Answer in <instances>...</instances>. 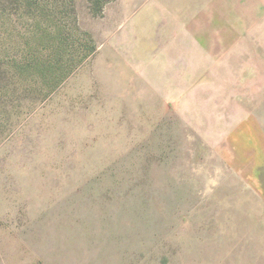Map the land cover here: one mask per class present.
Segmentation results:
<instances>
[{
    "label": "rangeland",
    "instance_id": "rangeland-1",
    "mask_svg": "<svg viewBox=\"0 0 264 264\" xmlns=\"http://www.w3.org/2000/svg\"><path fill=\"white\" fill-rule=\"evenodd\" d=\"M99 1L0 0V264H264L256 112L155 95Z\"/></svg>",
    "mask_w": 264,
    "mask_h": 264
},
{
    "label": "crops",
    "instance_id": "crops-1",
    "mask_svg": "<svg viewBox=\"0 0 264 264\" xmlns=\"http://www.w3.org/2000/svg\"><path fill=\"white\" fill-rule=\"evenodd\" d=\"M112 4L129 16L143 5L147 8L135 23V30L143 29L141 41L129 43L132 29L125 45L143 47L142 73L155 95L207 94L213 97L212 111L256 112L224 116L225 120H237L243 129L250 124L264 128L259 113L264 112V0H115ZM120 9L114 7V14Z\"/></svg>",
    "mask_w": 264,
    "mask_h": 264
},
{
    "label": "trees",
    "instance_id": "trees-1",
    "mask_svg": "<svg viewBox=\"0 0 264 264\" xmlns=\"http://www.w3.org/2000/svg\"><path fill=\"white\" fill-rule=\"evenodd\" d=\"M95 6H96V8L99 7V9H98L99 12H102L103 11L104 6H103V4L101 5V1L96 0Z\"/></svg>",
    "mask_w": 264,
    "mask_h": 264
}]
</instances>
